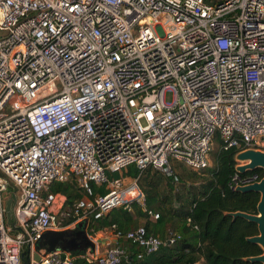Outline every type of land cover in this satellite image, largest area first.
<instances>
[{
  "label": "built area",
  "instance_id": "2783aa9c",
  "mask_svg": "<svg viewBox=\"0 0 264 264\" xmlns=\"http://www.w3.org/2000/svg\"><path fill=\"white\" fill-rule=\"evenodd\" d=\"M214 145L264 151V0H0V264H119L122 240L138 259L175 245L113 226L88 234L93 253L33 259L47 231L145 209L129 167L176 182L175 163L204 171ZM260 179L234 172L227 189ZM70 180L82 197L68 208L48 188Z\"/></svg>",
  "mask_w": 264,
  "mask_h": 264
},
{
  "label": "trees",
  "instance_id": "16d2710c",
  "mask_svg": "<svg viewBox=\"0 0 264 264\" xmlns=\"http://www.w3.org/2000/svg\"><path fill=\"white\" fill-rule=\"evenodd\" d=\"M217 146L212 154L213 166L201 172L190 171L189 175H185L187 183L182 176L177 177L179 183L176 187L172 185L173 177L166 178L151 168L140 173L135 167H129L126 176H139V185L146 198L145 209L131 205L129 208L113 209L101 219L91 217L87 222L88 234L94 235L114 226L120 232L144 227L149 235L160 239H165L169 232L179 236L175 245L162 247L155 254L142 259L137 258L141 253L138 246L122 240L125 254L119 264H257L244 261L247 257L262 254L259 246L246 241V238L258 234L256 225L240 218L233 220L225 213L256 214L259 194L228 191L227 183L237 165L235 156L243 148L223 150ZM254 173L262 178L261 170L246 174ZM201 176L204 178L198 182ZM110 177L117 178L118 175ZM163 182L166 187L164 192L161 191ZM92 190L95 194L106 193L104 188L94 185ZM48 191L64 194L68 208L82 197L72 180L55 182ZM150 212L159 214V218L153 220ZM142 220L144 223L140 225Z\"/></svg>",
  "mask_w": 264,
  "mask_h": 264
},
{
  "label": "water",
  "instance_id": "95a60500",
  "mask_svg": "<svg viewBox=\"0 0 264 264\" xmlns=\"http://www.w3.org/2000/svg\"><path fill=\"white\" fill-rule=\"evenodd\" d=\"M235 172L244 175L248 172L261 170L262 178L253 184L241 186L237 189L238 193H257L259 201L256 206V214L251 215L243 212L225 213V216L231 217L233 220L240 218L249 223L256 225L258 234L253 237L246 238L250 244L257 245L262 250V254L258 256L247 257L245 262L264 264V151L255 148H249L239 151L235 156ZM10 202L6 203L7 207V224H10ZM94 243L88 237V223L82 221L77 223L73 228L62 231H47L35 246L36 255L34 260H39L41 252L45 254L53 252H62L69 254L71 258L85 255L88 249L94 252ZM22 264H30L28 253L21 256Z\"/></svg>",
  "mask_w": 264,
  "mask_h": 264
},
{
  "label": "rangeland",
  "instance_id": "374dc122",
  "mask_svg": "<svg viewBox=\"0 0 264 264\" xmlns=\"http://www.w3.org/2000/svg\"><path fill=\"white\" fill-rule=\"evenodd\" d=\"M217 147H218L217 145H214L213 151H212V153L210 155V167L213 166V155L212 154H213V152L216 151ZM173 168H174V175L177 176L178 178L182 176V178L184 180H186L185 182L187 183V177L185 175H187V174L189 175L190 171L187 170L186 168H184L183 166H181L180 164H175ZM183 176H185V177H183ZM202 176L198 178V182H200L204 178ZM164 182H166V181H164ZM164 182L162 183V186H161V191H163V192H164V190H166ZM178 183H179L178 179H177L176 182H175V180H172V185H174V187L178 186ZM143 223H144L143 220L140 221V225H142ZM99 236H100L99 239H103L104 240V236H102V235H99ZM99 239H98V241H99L98 244L100 246V240ZM198 264H204V263L203 262H199Z\"/></svg>",
  "mask_w": 264,
  "mask_h": 264
},
{
  "label": "crops",
  "instance_id": "0c3cea01",
  "mask_svg": "<svg viewBox=\"0 0 264 264\" xmlns=\"http://www.w3.org/2000/svg\"><path fill=\"white\" fill-rule=\"evenodd\" d=\"M175 164H177V163H175ZM174 164V165H175ZM174 165H173V167H174ZM177 177V176H176ZM171 178V177H170ZM104 235H105V239L107 240L108 238H109V235H110V233H104ZM97 238L99 239L100 238V236H99V234L97 235ZM100 240V244L101 245H103L104 243H105V241L103 240V239H99Z\"/></svg>",
  "mask_w": 264,
  "mask_h": 264
}]
</instances>
